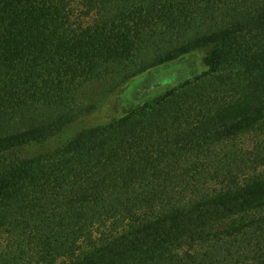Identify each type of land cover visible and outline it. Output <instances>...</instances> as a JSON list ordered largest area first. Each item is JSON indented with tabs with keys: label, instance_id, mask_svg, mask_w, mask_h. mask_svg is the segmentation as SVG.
Returning a JSON list of instances; mask_svg holds the SVG:
<instances>
[{
	"label": "trees",
	"instance_id": "trees-1",
	"mask_svg": "<svg viewBox=\"0 0 264 264\" xmlns=\"http://www.w3.org/2000/svg\"><path fill=\"white\" fill-rule=\"evenodd\" d=\"M113 92L118 116L60 141ZM263 119L264 0H0V264H264V227L190 253L249 226L264 176L189 186Z\"/></svg>",
	"mask_w": 264,
	"mask_h": 264
},
{
	"label": "rangeland",
	"instance_id": "rangeland-1",
	"mask_svg": "<svg viewBox=\"0 0 264 264\" xmlns=\"http://www.w3.org/2000/svg\"><path fill=\"white\" fill-rule=\"evenodd\" d=\"M73 12V20L75 22L79 20L81 21L82 18H85L79 2L74 3ZM205 53L206 50H197L196 52H193L191 57L194 62L201 63V57L205 55ZM170 69H172V66L164 71ZM226 72H229V70L223 71L222 73ZM143 77L144 74L137 77V79H141ZM107 86L108 85L105 84L104 87ZM91 89L92 90L88 93V97L92 96L94 99L97 98L96 94H100L103 90V88L99 87H92ZM115 97L116 92L107 95L99 102V107L96 112L70 127V129L63 134L60 141H64L70 136H73V134L85 126L102 124L113 119L114 116H118L114 105ZM211 152H213L212 157L209 152H207V157L204 158L203 156V159L200 161L203 166V173H201L200 176V171L195 172L196 175L194 174L195 177L189 185L191 187L190 190L193 188V190L198 189L200 192H212L226 187L227 184H231L233 181L242 183L248 178L264 176V119L254 128L247 130L232 140L221 144L216 149L211 150ZM242 216L243 219H239V217L236 218L234 220V224H243L244 226L249 225L247 228H244L245 230H242L232 237L223 236L224 238L216 241L213 240L201 243L199 246H195L194 250L191 249L190 253L197 255L203 254L208 252L213 245L219 246L220 249L230 248L233 251H239L242 249L241 252H244L247 244H254V239L250 238L251 235L254 234L260 227H264L263 223L251 225V220L264 217V210L250 212L249 214ZM229 225H231V222L230 224L220 226L219 229L228 228ZM118 229H120V224L110 220L105 225L94 226L92 228V237L94 240H99ZM236 241H239V244H236ZM87 244V240L83 239L82 247H85ZM183 252L184 251H179L180 256H182ZM215 259L219 260L220 257H216ZM212 264L216 263L212 262Z\"/></svg>",
	"mask_w": 264,
	"mask_h": 264
}]
</instances>
